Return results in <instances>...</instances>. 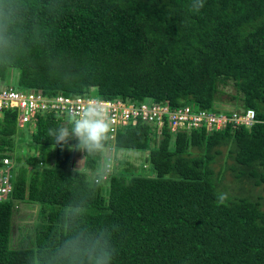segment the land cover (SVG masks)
Instances as JSON below:
<instances>
[{
	"label": "trees",
	"instance_id": "obj_1",
	"mask_svg": "<svg viewBox=\"0 0 264 264\" xmlns=\"http://www.w3.org/2000/svg\"><path fill=\"white\" fill-rule=\"evenodd\" d=\"M195 4L0 0V28L7 24L15 38L11 60L0 61V84L17 78L7 88L215 115L251 110L256 120L251 128L161 136L150 125L129 126L105 157L55 146L48 129L66 118L38 115L19 128L15 111L2 112L0 166L12 165V192L0 203V264H62L63 241L77 231H103L114 264H264L262 198L221 193L213 169L227 147L237 182L264 190V0ZM224 95L235 110L218 108ZM120 152L140 153L143 171L125 168ZM106 162L107 179L98 182ZM20 204L37 210L36 223L14 246Z\"/></svg>",
	"mask_w": 264,
	"mask_h": 264
},
{
	"label": "built area",
	"instance_id": "obj_2",
	"mask_svg": "<svg viewBox=\"0 0 264 264\" xmlns=\"http://www.w3.org/2000/svg\"><path fill=\"white\" fill-rule=\"evenodd\" d=\"M87 98L57 95L45 97L33 91L20 92L13 88H0V116L4 111L17 113L19 128L33 125L36 116L54 114L61 118H71V114L82 106ZM105 101L110 110L115 132L111 142L115 140L120 129L135 127L138 124L150 125L158 136L167 129L172 134L191 132L205 127L209 133L226 129L228 126L251 128L255 123V113L248 111H233L231 114H213L206 111H195L189 106L172 110L164 104H128L122 101ZM113 152V148H109ZM110 163V161H109ZM11 163L4 159L0 166V203L4 202L12 192ZM110 169L106 172L108 173Z\"/></svg>",
	"mask_w": 264,
	"mask_h": 264
},
{
	"label": "clouds",
	"instance_id": "obj_3",
	"mask_svg": "<svg viewBox=\"0 0 264 264\" xmlns=\"http://www.w3.org/2000/svg\"><path fill=\"white\" fill-rule=\"evenodd\" d=\"M195 6L202 7L203 0H196ZM14 53L15 38L5 24L0 28V61H10ZM114 132L112 115L105 106L104 99L99 94L91 93L85 103L71 114L68 123L48 129V137L55 146L61 148L67 146L69 150L86 152L91 155L104 154L107 157ZM70 141L76 143L71 144ZM109 169L110 165L106 162L104 171L97 176L98 182L107 179L106 172ZM218 198L223 202L226 196L220 194ZM85 214L73 210L70 215L83 216ZM116 255L117 251L103 231L95 236L86 234L85 231H77L63 241L59 251L62 264H114Z\"/></svg>",
	"mask_w": 264,
	"mask_h": 264
},
{
	"label": "rangeland",
	"instance_id": "obj_4",
	"mask_svg": "<svg viewBox=\"0 0 264 264\" xmlns=\"http://www.w3.org/2000/svg\"><path fill=\"white\" fill-rule=\"evenodd\" d=\"M12 80V81H11ZM10 83L8 84H0V88H7L12 84H15L17 78H12ZM227 94L233 95L234 90L232 87H228L225 89ZM221 102L219 105L217 104L218 108L225 109V110H235L227 101L228 95H224L221 98ZM70 119L66 118V123H68ZM21 148H25L22 146ZM222 154L221 156L217 157L216 162L213 164V169L215 172L216 181L218 184V190L221 193H225L230 195L231 197L234 196H247L252 197L255 199L257 196L262 198L261 203H263V210H264V190L263 187H254L250 182L246 179H243L241 183L237 182L235 178V173L231 171V167L234 165L232 159L228 158V150L227 147H220L218 149ZM24 153L26 156V150L22 149L21 153ZM198 154V152L194 151V155ZM52 156V155H51ZM116 157L122 160H125L127 165L125 168L136 169L138 167V172L143 171V166L146 165L144 162V158L140 153H133V152H120L116 153ZM79 162V167H78ZM117 164V163H116ZM78 167V168H77ZM81 167V161L77 160L75 163V167L79 170ZM148 170V169H147ZM243 190V192L240 191ZM28 204H20L18 209L14 212L12 218V241L14 246H19V240L21 239V233H30L33 234V228L36 223V213L37 210L35 208H28Z\"/></svg>",
	"mask_w": 264,
	"mask_h": 264
}]
</instances>
